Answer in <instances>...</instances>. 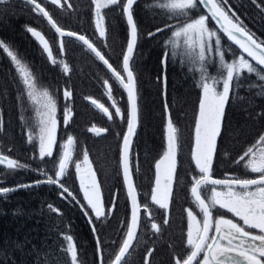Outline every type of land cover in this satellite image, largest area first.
<instances>
[{
	"label": "snow or ice",
	"instance_id": "snow-or-ice-1",
	"mask_svg": "<svg viewBox=\"0 0 264 264\" xmlns=\"http://www.w3.org/2000/svg\"><path fill=\"white\" fill-rule=\"evenodd\" d=\"M6 2V0H0ZM31 4L34 12L46 18L57 37L60 39L59 48L63 53L64 37L79 41L89 52L101 61L115 77L126 96L128 105L125 118L119 106L112 100V86L107 80L104 84L107 88V98L112 100L116 119L126 124V130L116 133L120 140V167L123 187L126 198L130 201V216L126 223H122V238L118 245V252L114 255L111 264H128V257L135 251V243H139L138 231H142L140 213L144 212L145 218L152 219L148 205L141 206L138 202V193L133 182L130 171V156L133 139L137 135L139 124V107L137 82L133 67L135 64V51L139 41L138 24L134 18V6L138 0H92L95 6V29L98 30L100 38L105 37V28L102 24V8L109 5L115 6L124 18L129 29V38L126 49L121 53L122 70L126 75L117 71L111 63L96 49L94 44L85 35H78L73 31H63L57 26L56 20L37 0H25ZM52 5L64 7L61 0H51ZM67 7L71 8L70 4ZM156 11L177 21L157 27L148 32L149 39L156 35L169 31L170 37L164 42L167 49L161 58L162 67L169 62L170 55L181 57L182 62L192 66L199 76V87L202 95L198 104L193 130L192 159L197 175L192 177L190 194L195 206L198 208L200 218L187 209V231L186 240L183 244L186 255H176L172 264H264V135L249 147L234 163L242 165L243 168L257 178H240L235 175H225L223 179L213 178V162L217 152V139L221 134L225 110L229 104L230 97L235 94V87L240 85L243 76L259 75L258 70H264V40L255 38L253 33L246 30V26L236 15L228 4V0H158L155 4ZM203 8L206 14L192 17L190 13L200 11ZM232 13L230 15L229 13ZM235 17V19L233 18ZM211 20L217 26V30H211L208 21ZM33 39L40 46L42 53L46 54L52 65L63 63L53 58V50L49 40L35 27H26ZM222 37L226 38L231 45L239 49V56L231 62L225 59L226 52H232L233 48L222 47ZM0 50H3L10 58L13 69L17 73L25 92L18 95L20 99L26 98L37 106L39 116V135L34 137L27 134L26 141L32 144L38 141V154L36 158L44 161L45 158H53V150L57 146L56 133L58 121L56 119L57 103L54 95L44 89L37 87V78L32 74L30 67L25 64L9 46L0 40ZM248 57V59L245 58ZM215 64L219 72V78L209 73V66ZM63 70L68 72V65L63 64ZM158 79L166 86V73H162ZM264 81V76H259ZM66 102L63 113V122L67 126L71 119V108L67 105L71 101L72 91L62 90ZM166 96V92L164 93ZM92 104L106 116L109 121L113 120V112L105 107L103 103L95 100ZM167 113L166 124V150L154 164L155 178L154 188L151 192V202L159 209L165 211V219L162 223L167 226V211L172 196L174 184L177 181V128L173 123L170 111L165 105ZM3 130V120L0 118V131ZM90 133L100 136L107 133L108 128L93 126L88 129ZM73 137L60 145L58 161L53 160L54 171L49 174L43 168L28 169V165L20 163L17 159L9 158L0 154V166H5L12 171L32 170L42 179L19 184L15 186L0 187V195H6L21 189L34 188L40 184L55 186L58 195L66 202L76 204L89 221V227L93 233L96 243L97 264H105L104 248L101 241L97 223L103 224L114 213L117 204V192H113L110 206L106 210L100 183L92 170L88 154L85 151L83 161L75 164V173L79 180V189L84 203L66 187L63 182L68 175L71 161V146ZM51 209L52 205H48ZM226 211L232 218L224 215L214 217L215 210ZM59 212V209H56ZM153 234L160 232V225L151 223ZM66 241L64 252L70 254L69 264H78V246L72 235L63 237ZM154 249L149 248L145 252V264H150V257Z\"/></svg>",
	"mask_w": 264,
	"mask_h": 264
},
{
	"label": "trees",
	"instance_id": "trees-1",
	"mask_svg": "<svg viewBox=\"0 0 264 264\" xmlns=\"http://www.w3.org/2000/svg\"><path fill=\"white\" fill-rule=\"evenodd\" d=\"M37 1L49 10L53 19L61 27L86 35L107 60L116 69L122 71L121 53L126 49L128 28L115 6L109 5L104 9L106 34L104 38H100L98 30L95 29L93 10L95 7L92 0H67L71 8L66 6L65 0L61 2L65 5L64 7L52 5L51 0ZM157 2L158 0H140L134 7L139 41L135 53V64L132 67L137 84L141 85L142 82L145 98V114L140 121L131 157L140 196L151 195L155 178L154 164L164 152L163 133L167 113L165 100H163V83L158 79L162 73H166V87L169 88L167 109L178 131V182L183 183L180 188L189 191L191 180L188 176L190 173L193 176L197 175L191 152L193 151L195 117L202 95L199 76L191 65L182 62L179 55H170L169 62L162 67L161 58L167 51L164 42L170 37V33L164 31L151 39L147 37V33L176 21L164 15L163 12L156 11ZM228 4L246 29L259 40H264V0H228ZM193 14L192 17L197 15V13ZM229 14L232 15L231 12ZM209 23L217 29L211 20ZM31 26L38 31L41 30L45 38H54L56 53L60 54L56 33L40 14L34 12L31 4L26 3L25 0L0 2V40L21 55L26 63L31 62L28 56L29 43L34 42L31 40L30 33L26 31V27ZM223 39L238 56L240 54L238 48L231 45L226 38ZM63 40V57L68 65V72L65 73L61 68L60 73L56 74L53 72L54 66L43 61L41 64H45L43 70L45 74L40 73V75L49 78H44L48 81L42 79L43 84L52 85L54 82L57 83L58 79H62L64 85L73 92L77 87L82 95L94 96L98 99L103 98L104 92L107 91L105 80L112 87H120L98 58L79 41L68 37H64ZM245 58L248 59L246 56ZM34 60L41 61L40 58ZM258 71L264 74V70ZM209 73L219 78L215 64L209 66ZM262 83L263 81L256 74L245 75L240 85L235 87V94L230 97L221 134L217 139V152L212 171L214 176L225 177L227 174L242 178L251 177L250 173L242 171L244 170L242 165H236L234 161L240 157L248 145L256 142L257 136L264 130V89L260 92ZM18 84L20 81L10 58L3 50H0V103L2 105L18 106L12 96V88ZM249 87L251 91H247ZM2 120L3 130L0 131V138H3V141L8 139L13 143L25 139L23 145L21 144L22 147H18L19 151L26 152V136L21 131L23 135L18 132L20 125L18 123L14 125V118L11 122L6 115L2 117ZM96 122L103 123L101 119H96ZM124 128L123 124L119 133L123 134ZM97 137L101 138H97L96 151L91 154L103 197L108 198L115 190L121 191L122 195L126 196L119 161L120 140L116 133L113 136L114 145L110 141L108 132ZM84 142L92 147L93 140L81 138V143ZM10 151L11 153L7 154L12 158L14 149ZM89 151L92 152V149L89 148ZM15 158L21 161L20 163L28 165L29 169V162L26 161L28 156L26 159L23 156ZM38 178L36 173H31L29 170L12 171L7 169L6 165L0 166V187L29 183ZM63 182L76 194L77 188L74 184H66V179ZM48 205H52V208L50 209ZM56 209L60 211L57 212ZM96 227L101 236L105 261L108 255L105 251L106 221L103 224L97 223ZM66 235H72L79 247L78 260L83 264H97L96 243L89 221L76 204L71 201L66 202L59 197L55 186L40 184L34 188L0 195V264L8 263L11 259L15 260V264H69L70 254L66 256L64 252L66 241L63 237ZM145 245L146 248L141 239L139 243H135V251H132L128 257V264H145V252L152 247V243ZM152 258L153 256H151V262Z\"/></svg>",
	"mask_w": 264,
	"mask_h": 264
},
{
	"label": "flooded vegetation",
	"instance_id": "flooded-vegetation-1",
	"mask_svg": "<svg viewBox=\"0 0 264 264\" xmlns=\"http://www.w3.org/2000/svg\"><path fill=\"white\" fill-rule=\"evenodd\" d=\"M104 9L105 8H102L101 13H102L104 27H105L106 16H105ZM46 10L49 11L47 8ZM93 10H94V21H95L96 19L95 8H93ZM44 20L45 22H47L45 18ZM57 25L61 27L58 23ZM128 33H129V29H128ZM128 38H129V35H128ZM46 39L49 40L50 46L52 47L53 58L57 59L58 61L63 62L57 65H53L54 67H52L55 70L53 72H56V74L60 73V69L61 68L63 69V64H66L64 62L65 61L63 57L64 54L62 52H60V54L56 53V47H55L56 42L54 38L47 37ZM31 40L34 41V42L29 43L30 51H29L28 56H30L31 62L26 63V64L30 67L32 74L37 78L38 89L40 90L46 89L50 95L55 96L56 103H57V111H56V119L58 121V128H57V133H56L57 146L53 150V159L57 157L59 158V152L62 150L60 145H62L63 141L67 140V137L69 135L72 136L73 145L71 146V149H70L72 162L69 165L68 175L64 179H66V184L67 183L69 185L74 184V186H76L77 189H75L76 190L75 195L77 196L78 199H80L81 192L79 189V180H78V176L75 173L74 169H75L76 163L83 161V154L85 151L88 154V159L90 161L91 168L93 171H95L96 178L98 180L96 166L94 162L92 161L91 153L96 151L97 138H101V137H97L95 134L90 133L88 129H90L93 126H96L98 128L99 127L108 128L109 129L108 133L110 134V141H112L114 145V139H113L114 133L120 132V129H121V126H123V123H121V121L119 119H116L115 117L112 100L116 102V106H119L121 108L126 118L127 110H128L126 96H125L124 91H122V89L117 86L112 87V100H109L107 98V94H106L107 91L105 93L106 95L102 96L103 98L98 99L97 97H94V96L82 95L81 91L77 87H76L75 92L69 89L72 91V97H71L70 103L67 106L71 108V119L68 125L65 126L63 122V113L65 111L66 102L63 98L62 90L68 89V88L66 87V85H64L62 79L61 80L58 79V82L57 83L54 82L52 85L43 84L44 81L42 79L44 78L49 79V78L46 77L45 75H40V73L45 74V72L43 71L45 68V64H41V62L44 61L45 63L47 62L50 65L52 64L50 63L46 54L42 53L40 46H38L37 42L33 39V37H31ZM56 41L60 43V39L58 37ZM59 43H58V46H59ZM15 53L18 55V58H20L21 60L23 59L21 55H19L17 52ZM35 58H40L41 61L36 62L34 60ZM120 72L122 75H124L123 70ZM20 84L12 88V96L15 98L16 103L18 105L16 106L15 113H14V115L17 114L18 116L15 117L14 120L17 123L22 114L27 116L28 120H30L29 121L30 124L28 123L29 127L27 128V132H26V137H27V134L29 133L33 135V123L32 122L34 121L36 117H38V113H36L37 106L32 104L30 100H27L26 98H22L20 99L18 103V95L22 92H25V95H26V90H24L22 85ZM137 94H138L139 126H140V121L142 117H144V114H145V98H144V88L142 86V82H141V85L137 84ZM92 100H95L98 103H103L105 107H108L109 110L113 112V120L109 121L106 118V116L96 107V105L91 103ZM96 119H101L103 123L98 124L96 122ZM166 124H167V120H166ZM166 124L164 128V133H163L164 134L163 137L165 138V146H164L163 151L166 150ZM124 127H125L124 131H125L126 124H124ZM81 138L93 140L92 147H90L86 142L82 144ZM35 146L36 145L34 142L32 144L27 143L26 153H27L28 160H29L28 161L29 169L39 170L43 168L45 170H48L49 174L51 175L52 171H54V169L51 167L53 162L49 161L48 158H45L44 161H41L38 158H36L38 153L36 152ZM133 146H134V143H133ZM133 146H132V151H131V157L133 155ZM89 148L92 149V152L89 151ZM0 151L2 154H5L1 150V148H0ZM5 155L8 156V154H5ZM119 161H120V153H119ZM131 165H132V158H131ZM120 170H121V167H120ZM178 171H179V164H178V158H177V181L174 184L172 196H171V200L169 204V209L167 211V219H168L167 226H165L162 223V221L165 219V211L162 209H159L157 206H155L151 202V195L150 196H140V193L138 191L139 202L141 206L147 204L149 211L151 212V215H152V219L148 220L145 218L144 212L141 211L140 223H141L142 231H138L137 233L138 239L139 240L141 239L142 244H144V248H146V245H145L146 243L151 242L152 243L151 248L155 250L152 255L153 256L152 262L150 261V264H172V260L174 256L181 255V254L186 255V250L184 249L183 244L186 240L187 221H188L187 209L191 208L193 213L197 215L198 219L200 218V215H201L199 213L198 208L194 204L193 198L191 197V194H190L191 186L189 187V191L188 189L180 188V186L183 185V183L178 182ZM29 172L36 173L35 171H32V170H29ZM133 175H134V172H133ZM212 176L215 178H225V177H216L213 175V173H212ZM38 177H39L38 179H34L32 182L42 179L41 176L38 175ZM192 177H193V174L190 173L188 176L189 180H192ZM134 180H135V177H134ZM154 186L155 185L153 183L152 189L154 188ZM114 192H117L118 196H117V204H116L114 213L109 216L108 220H106L107 239H106L105 251L108 255L106 256L105 264H111V261L114 260V255L116 252H118V247H116L115 245H118L122 238V223H126L130 216V212H129L130 201L126 198V196L122 195L121 191L115 190ZM111 197L112 195L109 196L108 198H104L106 210L110 206ZM80 203H84V201L80 199ZM213 215L214 217H219L220 215H224L225 218H229V219L232 218L231 214L227 213L226 211L219 210V209L215 210ZM151 223H157L158 225H160V232L158 234H155V235L153 234V231L151 229ZM78 252H79V247H78ZM150 260H151V257H150ZM78 264H83V263L82 261L78 260Z\"/></svg>",
	"mask_w": 264,
	"mask_h": 264
},
{
	"label": "rangeland",
	"instance_id": "rangeland-1",
	"mask_svg": "<svg viewBox=\"0 0 264 264\" xmlns=\"http://www.w3.org/2000/svg\"><path fill=\"white\" fill-rule=\"evenodd\" d=\"M193 13H197V15L196 16H194V18L195 17H198L200 14H205V12L203 11V10H201L200 9V11H193L192 13H190V15H194ZM177 22V21H176ZM175 22V23H176ZM208 26H209V28L211 29V30H217L214 26H212L210 23H209V21H208ZM66 29V28H65ZM222 47L223 48H228V47H230V45L228 44V43H226L225 41H224V39H223V37H222ZM10 49H11V47H9ZM12 51H13V49H11ZM239 56V55H238ZM238 56L237 55H235L234 53H233V51L232 52H226L225 53V59H226V61L227 62H231L233 59H237L238 58ZM22 61H23V59H22ZM25 64H26V62L25 61H23ZM258 76H264V74L263 73H261L260 71H259V75ZM262 81V80H261ZM263 86L261 87V90H260V92L264 89V81H263ZM250 86H252V84H250ZM252 89L249 87L248 89H247V91H251ZM166 92V96L164 95V93ZM168 92H169V88H167L164 84H163V100H165V104H167V100H168ZM246 92V91H245ZM263 92V91H262ZM106 92H104V95H106L105 94ZM244 93V92H243ZM168 107V106H167ZM37 113V112H36ZM30 120H28V118H27V116L26 115H24V114H22L21 116H20V119L18 120V125H20V126H18V128L20 129V130H18V132L20 133V134H24L25 136H26V132H27V128L29 127L28 126V123L30 124V122H29ZM31 122H32V120H31ZM14 123V125H15V123L16 122H13ZM16 123V124H17ZM33 123V136L34 137H37L38 135H39V116L38 117H36L35 119H34V121L32 122ZM22 133H21V132ZM177 133H178V131H177ZM22 134V135H23ZM261 135H264V130L257 136V139H256V141L259 139V137L261 136ZM25 138V137H24ZM6 141H3V138H0V148H1V150L5 153V154H7V153H11V151H10V149H14V152H12V159H16L15 157H20L21 158V156H23L25 159H26V155H27V153L23 150V152H21V151H19L20 149H19V147L18 146H21V144L23 145V142H24V140L25 139H23L22 141H16V143H13V142H10V140H8V139H5ZM177 140H179V138L177 137ZM66 141V140H65ZM65 141H63L62 142V144L65 142ZM34 143H35V147H36V152L38 153V141H34ZM253 144H255V142L253 143ZM253 144H250V145H248L245 149H244V151L241 153V155H243V153L249 148V147H251ZM180 146V145H179ZM22 147V146H21ZM24 149V148H23ZM178 149H179V147H178ZM179 151V150H178ZM178 151H177V154H178ZM24 152H25V156L23 155L24 154ZM0 153H1V151H0ZM192 153V152H191ZM5 154H3V155H5ZM9 155V154H8ZM240 155V156H241ZM10 158V157H9ZM58 157L57 158H48V160L49 161H52L53 162V160H55V161H58ZM26 161L28 162L29 160L28 159H26ZM21 162V161H20ZM51 167L54 169V165L52 164L51 165ZM243 167V166H242ZM243 172H248V173H250L249 171H247V170H242ZM197 172V171H196ZM198 174V173H197ZM251 175H249V176H251V177H247V178H249V179H253V178H256L257 176L255 175V174H252V173H250ZM196 176V175H195ZM235 176H237V175H235ZM240 178H242V177H240ZM191 184H192V180H191ZM190 184V186H192Z\"/></svg>",
	"mask_w": 264,
	"mask_h": 264
},
{
	"label": "bare ground",
	"instance_id": "bare-ground-1",
	"mask_svg": "<svg viewBox=\"0 0 264 264\" xmlns=\"http://www.w3.org/2000/svg\"><path fill=\"white\" fill-rule=\"evenodd\" d=\"M15 108H16V106L13 104H10V105L9 104H7V105L1 104L0 105V109H1L0 110V118H2L3 116L6 115L8 117V119L10 118V121L13 122L12 119L18 116L17 114L14 115ZM21 184H24V183H21ZM4 264H15V260L11 259L10 262H8V263L5 262Z\"/></svg>",
	"mask_w": 264,
	"mask_h": 264
},
{
	"label": "water",
	"instance_id": "water-1",
	"mask_svg": "<svg viewBox=\"0 0 264 264\" xmlns=\"http://www.w3.org/2000/svg\"><path fill=\"white\" fill-rule=\"evenodd\" d=\"M139 1V0H138ZM38 2V1H37ZM39 3V2H38ZM41 4V3H40ZM42 5V4H41ZM43 6V5H42ZM44 7V6H43ZM45 8V7H44ZM46 9V8H45ZM205 12H206V10L205 9H203ZM101 15H102V13H101ZM46 19V18H45ZM102 24L104 25V22H103V19H102ZM213 22V21H212ZM214 23V22H213ZM215 25V24H214ZM58 26V25H57ZM216 26V25H215ZM59 27V26H58ZM217 27V26H216ZM61 28V27H60ZM105 28V27H104ZM63 31H65V32H67V31H72V30H68V29H65V28H61ZM247 30V29H246ZM73 32H75V31H73ZM78 35H84V34H80V33H78V32H76ZM86 36V35H85ZM86 38H88L87 36H86ZM256 38V37H255ZM89 39V38H88ZM90 40V39H89ZM91 41V40H90ZM92 42V41H91ZM93 43V42H92ZM94 44V43H93ZM94 46L96 47V49L101 53V55H103V53L99 50V48L94 44ZM239 50V49H238ZM135 53H136V51H135ZM135 53H134V55H135ZM104 56V55H103ZM105 57V56H104ZM247 57V56H246ZM248 58V57H247ZM105 59H107L106 57H105ZM99 60V59H98ZM101 62V61H100ZM102 63V62H101ZM110 63V62H109ZM103 64V63H102ZM103 66L107 69V67L103 64ZM130 66H132L131 64H130ZM114 67V66H113ZM115 68V67H114ZM116 69V68H115ZM108 70V69H107ZM117 70V69H116ZM109 72H110V70H108ZM118 71V70H117ZM111 73V72H110ZM112 74V73H111ZM124 75H126V73H124ZM138 127H139V124H138ZM137 132H138V129H137ZM134 140H135V138L133 139V143H134ZM133 146V145H132ZM0 154H2V153H0ZM3 155V154H2ZM130 171H131V173H132V175H133V171H132V165H131V156H130ZM213 178H215V177H213ZM257 178V177H256ZM217 179H223V178H217ZM253 179H255V178H253ZM133 182H134V184H135V186H136V183H135V180H134V175H133ZM136 190H137V193H138V189H137V186H136ZM138 202H139V194H138ZM140 203V202H139Z\"/></svg>",
	"mask_w": 264,
	"mask_h": 264
}]
</instances>
